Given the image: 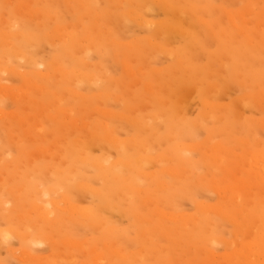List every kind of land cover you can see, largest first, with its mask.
<instances>
[{
  "label": "rangeland",
  "instance_id": "1",
  "mask_svg": "<svg viewBox=\"0 0 264 264\" xmlns=\"http://www.w3.org/2000/svg\"><path fill=\"white\" fill-rule=\"evenodd\" d=\"M67 1L0 0V50H2L0 51V126H3L0 127V154L6 153L5 156H0V264H95L94 250L105 256L106 261L101 264H246V259L241 257L246 254V250L242 247L243 243H249L252 246V243H258L256 238L260 233H264V223L258 220L256 215L257 211L260 214L261 210H264V205L261 204L260 207L258 204L253 209L245 204L247 199L255 200L257 203L262 197L264 180L256 183L252 179L250 185H243L249 180L250 174L253 176L258 172L257 170L263 168V165L257 162L258 159L254 158L258 157L259 153H264V0ZM26 6L33 10L28 15L29 9H24ZM154 6L156 9L152 8ZM151 9L154 10L151 11ZM153 12H155L154 16H152ZM229 16H234V23ZM244 20L249 23L247 28ZM95 27L97 29H94ZM57 29L62 30H59L60 34ZM103 29L109 33L107 34ZM241 31L243 32L240 33ZM48 33L52 35L49 36ZM72 34L73 36L76 34V37L70 36ZM60 39L61 42H59ZM8 40L14 43L10 45ZM55 40L59 41L55 43ZM251 41L253 44L249 43ZM121 43L125 46L123 47ZM19 54L21 57H18ZM7 69L6 74L4 70ZM117 79L121 80L118 82ZM128 87L131 88L129 92ZM47 98L51 102H47ZM151 99L157 107L153 105ZM127 107L131 115L125 112ZM148 108L150 111H147ZM100 111H107V114ZM123 115V120L118 118ZM132 115H136L135 118ZM158 116L164 117L163 121ZM28 117L30 119H27ZM170 117L173 118L172 121H169ZM52 118L56 120L53 121ZM139 118L143 122L142 126ZM147 118L152 122L145 121L146 125H144V119L147 120ZM101 119L104 120L101 121ZM174 119L176 122L172 123ZM65 120L68 121L67 124H70V126L65 125L66 128ZM42 121L43 124H41ZM28 124L30 129L27 127ZM51 124L52 126L49 127ZM84 124L90 126L86 128ZM95 124H97L96 127ZM98 124L99 128L96 131ZM113 129L116 132L119 130L117 133L121 136L113 133ZM174 129L175 131H172ZM75 130L78 132L75 133ZM142 130H144L143 133L147 131L143 138ZM159 130L163 132L160 133ZM94 131L98 138L93 134ZM23 132H26L28 136ZM153 133L156 134V138L152 137ZM102 138L105 140L101 142ZM77 140L81 142L75 143ZM149 140L155 144H153L155 148L151 147L155 149L154 151L148 150V146L152 145V143L148 145ZM163 140L166 141L165 144L173 145L167 146L171 152H168L170 150L163 144ZM143 141L147 144H142ZM122 143L124 147L125 144L128 148L129 144H134V146L139 145V148L130 146L129 150L127 148L125 151V148L119 146ZM62 145L63 147L60 148ZM83 145L86 149L82 147ZM54 146L55 148L52 149ZM9 147L10 149L13 147L12 152ZM56 148L60 152L56 153ZM121 148L124 151H121ZM141 149L143 152H140ZM6 150H9L8 154ZM162 151L168 153L163 154ZM33 153L35 156H32ZM44 155L50 158H48L49 162ZM37 156H40V159ZM128 157H133L138 166L133 165L136 162H133L131 158L128 160ZM54 158L56 160L60 158L64 165L61 166L59 160V163L57 161L59 165L55 161L53 163ZM65 158H68L67 161L70 159V163L74 164L71 163L73 165L67 168L69 163H66ZM92 159H94L93 163ZM96 159H100L101 163ZM23 160L25 162L30 160L29 163L32 166L29 163L24 164ZM38 161L42 162L39 164ZM76 164L81 170L75 171ZM87 164L91 168L87 167ZM11 165L16 167L13 169ZM112 165H114L113 170L118 171L120 175L124 172L126 174L119 177L118 172L115 174L112 167L106 169ZM41 166L44 167L40 169ZM124 166L128 167L124 169ZM19 167L28 176L26 173L20 175L23 170L17 169ZM147 168L151 170H145ZM126 169L131 173L125 171ZM64 170H72L73 173L66 171L68 173L65 174ZM107 170L110 171L107 172ZM13 175L21 177L20 179L24 182L14 178ZM128 176L130 178L127 180ZM108 177L111 178L108 179ZM37 179L41 180V184ZM123 179L126 180L125 185H123L125 182ZM154 180L156 181L153 182ZM118 182L125 187L121 185V188L117 189L120 187V185L117 187ZM13 184H15L14 187ZM161 185H165L169 189V194H172L170 207L166 208L165 220H160L155 210ZM232 185L238 186V192L241 194L238 201L233 200L228 192ZM87 186L92 189H86ZM102 187L107 190L104 189L105 192H103ZM93 188L97 193L93 192ZM115 188L119 195L116 194ZM54 201L56 203L58 201V204L53 205ZM59 204L62 208L58 206ZM41 207L48 213H54L50 220L41 217ZM72 207L79 211L76 210L74 214ZM83 210L84 212L86 210L87 215L82 213ZM218 210L229 215L237 210L238 215L233 220H228L217 215L215 212ZM25 215L26 218H24ZM151 222L163 223L173 230H179L181 239H174L175 245L170 246L155 231ZM244 225H246L245 228L242 227ZM143 232H146V239L143 238ZM35 242L37 244H33ZM193 242H197V246L193 247ZM115 246L126 255L125 261L114 255L113 247ZM20 249L23 253L28 252L29 255L26 256L24 253L25 256H22ZM263 250L264 246L263 249L259 247L254 249L259 254L254 258L256 264L258 262L264 264ZM20 257L25 258L26 261Z\"/></svg>",
  "mask_w": 264,
  "mask_h": 264
},
{
  "label": "bare ground",
  "instance_id": "2",
  "mask_svg": "<svg viewBox=\"0 0 264 264\" xmlns=\"http://www.w3.org/2000/svg\"><path fill=\"white\" fill-rule=\"evenodd\" d=\"M39 1H40V0H39ZM68 1H69V0H68ZM68 1H67V2H68ZM111 1H112V0H111ZM111 1H110V2H111ZM123 1H126V0H123ZM123 1H122V3H123ZM160 1H162V0H160ZM226 1H227V0H226ZM243 1H244V0H243ZM254 1H255V0H254ZM67 2H66V3H67ZM208 2H209V1H208ZM237 2H238V1H237ZM148 3H149V2H148ZM212 3H213V2H212ZM240 3H241V2H240ZM106 4H107V3H106ZM145 4L147 5V3H145ZM145 4H144V5H145ZM150 4H151V3H150ZM197 4H198V3H197ZM241 4H242V3H241ZM246 4H247V3H246ZM252 4H253V3H252ZM254 4H255V3H254ZM11 5H12V4H11ZM18 5H19V4H18ZM104 5H105V4H104ZM108 5H110V4H108ZM155 5H156V4H155ZM166 5H167V4H166ZM199 5H200V4H199ZM145 7H146V6H145ZM167 7H168V6H167ZM167 7H166V8H167ZM22 8H23V7H22ZM22 8H21V10H22ZM25 8H26V10L29 9L28 6L24 7V9H25ZM105 8H106V7H105ZM117 8H120V7H117ZM143 8H144V7H143ZM143 8H141V9H143ZM148 8H149V7H148ZM152 8H155V9H156L155 6L152 7ZM6 9H7V8H6ZM16 9H17V8H16ZM114 9H115V8H114ZM141 9H140V10H141ZM144 9H145V8H144ZM146 9H147V8H146ZM159 9H160V8H159ZM175 9H176V8H175ZM2 10H3V9H2ZM19 10H20V9H19ZM152 10H154V9H151V11H152ZM237 10H238V9H237ZM28 11H29V12L27 13V15H28L31 11H33V10L29 9ZM36 11H37V10H35V12H36ZM133 11H134V10H133ZM147 11L149 12V10H147ZM0 12H1V11H0ZM134 12H135V11H134ZM134 12H133V13H134ZM138 12H139V11H138ZM163 12H164V11H163ZM20 13H21V12H20ZM24 13H25V12H24ZM153 13H154V14H153L152 16L155 15V12H153ZM165 13H166V12H165ZM201 13H202V12H201ZM226 13H229V12H226ZM98 14H99V13H98ZM100 14H101V13H100ZM108 14H109V13H108ZM128 14H130V13H128ZM148 14H149V13H148ZM148 14H147V15H148ZM21 15H22V14H21ZM25 15H26V14H25ZM131 15H132V13L130 14V16H131ZM139 15H140V14H139ZM139 15H138V16H139ZM231 15H232V14H231ZM231 15H230V16H231ZM30 16H31V15H30ZM32 16H33V15H32ZM107 16H108V15H107ZM110 16H111V15H110ZM118 16H119V15H118ZM134 16H136V15H134ZM144 16H145V15H144ZM150 16H151V15H149L148 17H150ZM230 16H229V17H230ZM239 16H240V15H239ZM255 16H256V15H255ZM4 17H5V16H4ZM4 17H3V19H4ZM72 17H73V16H72ZM108 17H109V16H108ZM108 17H107V18H108ZM113 17H114V16H113ZM132 17H133V16H132ZM140 17H141V15H140ZM142 17H143V16H142ZM168 17H169V16H168ZM170 17H171V16H170ZM224 17H225V16H224ZM241 17H242V16H241ZM241 17H240V18H241ZM104 18H105V17H104ZM115 18H116V17H115ZM129 18H130V17H129ZM135 18H136V17H135ZM154 18H155V17H154ZM166 18H167V17H166ZM230 18H231V22L234 23V22H235L234 16H233V17H230ZM96 19H98V18H96ZM99 19H100V18H99ZM118 19H119V18H118ZM144 19H145V18H144ZM148 19H149V18H148ZM150 19H151V17H150ZM181 19H182V18H181ZM244 19H245V18H244ZM12 20H13V19H12ZM52 20H53V19H52ZM73 20H74V19H73ZM104 20H105V19H104ZM133 20H134V19H133ZM145 20H146V19H145ZM194 20H195V19H194ZM221 20H222V19H221ZM0 21H1V20H0ZM3 21H4V20H3ZM98 21H99V20H98ZM105 21H106V20H105ZM140 21H141V20H140ZM149 21H150V20H149ZM203 21H204V20H203ZM212 21H214V20H212ZM219 21H220V20H218V22H219ZM7 22H8V21H7ZM111 22H112V19H111ZM123 22H124V21H123ZM123 22H120V23L123 24ZM143 22H144V21H143ZM143 22H141V24H143ZM192 22H193V20H192ZM243 22H244L245 27L247 28L249 23H248L246 20H244ZM28 23H29V22H28ZM96 23H98V22L96 21ZM130 23H131V22H130ZM144 23H145V22H144ZM149 23H150V22H149ZM203 23H204V22H203ZM212 23H213V22H212ZM1 24H2V23H1ZM4 24H5V23H4ZM17 24H18V23H17ZM194 24H195V22H194ZM198 24H199V23H198ZM15 25H16V23H15ZM190 25H191V24H190ZM72 26H73V25H72ZM129 26H130V25H129ZM129 26H128V29H129ZM146 26H148V25H146ZM230 26H231V25H230ZM11 27H12V26H11ZM70 27H71V26H70ZM76 27H77V26H76ZM236 27H237V26H236ZM28 28H29V27H28ZM62 28H63V27H62ZM66 28H67V31H68V27H66ZM117 28H120V27H117ZM94 29H97V28L95 27ZM114 29H115V28H114ZM122 29H123V27H122ZM193 29H194V28H193ZM205 29H206V28H205ZM238 29H239V27H238ZM27 30H28V29H27ZM57 30H58V29H57ZM57 30H56V31H57ZM59 30H60V29H59ZM59 30H58V31H59ZM103 30H105V29H103ZM130 30H131V29H130ZM231 30H232V29H231ZM5 31H6V30H5ZM5 31H4V32H5ZM24 31H25V30H23V32H24ZM60 31H62V30H60ZM60 31L58 32L59 34H60ZM96 31H97V30H95V32H96ZM105 31L107 32V30H105ZM105 31H103V32H105ZM111 31H113V30H111ZM114 31H116V30H114ZM114 31H113V32H114ZM119 31H120V30H119ZM131 31H132V30H131ZM193 31H194V30H193ZM25 32H26V31H25ZM31 32H32V31H31ZM51 32H52V30H51ZM132 32H133V31H132ZM190 32H192V31H190ZM194 32H195V31H194ZM234 32L237 33L236 31H234ZM242 32H243V31H241L240 33H242ZM17 33H18V32H17ZM77 33H78V32H77ZM108 33H109V32H107V34H108ZM150 33H151V32H150ZM152 33H154V31H153ZM196 33H197V32H196ZM231 33H232V32H231ZM235 33H234V34H235ZM68 34H69V33H68ZM73 34H74V32H73ZM73 34L70 35V36H72V37L75 38V37H76V36H75L76 34H75L74 36H73ZM100 34H101V33H100ZM110 34L112 35V33H110ZM131 34H133V33H131ZM213 34H214V33H213ZM15 35H16V34H15ZM27 35H28V34H27ZM48 35H49V33H48ZM50 35H52V34H50ZM50 35H49V36H50ZM53 35L55 36V34H53ZM214 35H215V34H214ZM235 35H237V34H235ZM54 36L52 37V38H53V39H52L53 42H54V39H55ZM60 36H62V34H61ZM60 36H59V37H60ZM113 36H114V35H113ZM191 36H192V35H191ZM209 36H210V35H209ZM218 36H219V35H218ZM67 37H69V35H67ZM233 37H234V36H233ZM9 38H10V37H9ZM74 38H73V39H74ZM56 39H57V37H56ZM87 39H88V38H87ZM94 39H95V38H94ZM158 39H159V38H158ZM176 39H177V37H176ZM18 40H19V38H18ZM98 40H99V39H98ZM177 40H178V39H177ZM187 40H189V39H187ZM201 40H202V39H201ZM8 41H9V44H10V43H11V44L14 43V42H10V40H8ZM58 41H59V40H57V41L55 40V43H57ZM100 41H101V43H102V40H101V39H100ZM115 41H116V40H115ZM115 41H113V42H115ZM175 41H176V40H175ZM178 41H179V40H178ZM183 41H184V40H183ZM190 41H192V40H190ZM5 42H6V41H5ZM49 42H50V41H49ZM59 42H61V39H60ZM82 42H83V41H82ZM116 42H118V41H116ZM150 42L152 43L151 40H150ZM193 42H194V41H193ZM193 42H192V43H193ZM215 42H216V41H215ZM104 43H105V42H104ZM122 43H123V42H122ZM122 43H121V45H122ZM173 43H174V42H173ZM194 43H195V42H194ZM217 43H218V42H217ZM249 43H252V41L249 42ZM2 44H3V43H2ZM11 44H10V45H11ZM53 44H54V43H53ZM108 44H109V43H108ZM108 44H107V46H108ZM127 44H128V43H127ZM252 44H253V43H252ZM128 45H129V44H128ZM166 45H167V44H166ZM184 45H185V44H184ZM187 45H188V44H187ZM206 45H207V44H206ZM93 46H94V45H93ZM113 46H114V45H113ZM117 46H119V45H117ZM122 46H123V45H122ZM124 46H125V45H124ZM124 46H123V47H124ZM180 46H181V44H180ZM236 46H237V45H236ZM10 47H11V46H10ZM56 47H57V46H56ZM67 47H68V46H67ZM109 47H110V46H109ZM115 47H116V46H115ZM119 47H120V46H119ZM166 47H167V46H166ZM182 47H183V46H182ZM45 48H46V47H45ZM69 48H70V47H69ZM117 48H118V47H117ZM157 48H158V47H157ZM167 48H168V47H167ZM105 49H106V47H105ZM109 49H110V48H109ZM127 49H128V48H127ZM162 49H163V48H162ZM258 50H259V49H258ZM0 51H2V50H0ZM4 51H5V50H4ZM8 51H9V50H7V52H8ZM217 51H219V50H217ZM247 51H248V50H247ZM250 51H251V50H250ZM252 51H253V49H252ZM37 52H38V51H37ZM63 52H65V51H63ZM94 52H95V51H94ZM214 52H216V51L214 50ZM240 52H241V51H240ZM1 53H2V52H1ZM3 53H4V52H3ZM8 53H9V52H8ZM33 53H35V52H33ZM87 53H88V52H87ZM89 53H90V52H89ZM254 53H255V51H254ZM254 53H253V54H254ZM257 53H258V52H257ZM38 54H39V53H38ZM79 54H80V53H79ZM243 54H244V53H243ZM255 54H256V53H255ZM6 55H8V54H6ZM6 55H5V56H6ZM20 55H21V54H19L18 57H21ZM75 55H76V54H75ZM77 55H78V54H77ZM94 55H95V54H94ZM96 55H97V54H96ZM208 55H209V54H208ZM208 55H207V57H208ZM247 55H248V54H247ZM24 56H26V54H25ZM38 56H39V55H38ZM87 56H88V55H87ZM97 56H98V55H97ZM99 56H100V55H99ZM254 56H255V55H254ZM27 57H28V56H27ZM85 57H86V56H85ZM244 57H245V56H244ZM244 57H243V58H244ZM261 57H262V56H261ZM4 58H5V57H4ZM6 58H7V57H6ZM13 58H14V57H13ZM16 58H17V57H16ZM117 58H118V57H117ZM171 58H173V57H171ZM259 58H260V57H259ZM17 59H18V58H17ZM23 59H24V58H23ZM247 59H248V58H247ZM29 60H30V59H29ZM29 60H27V61L29 62ZM54 60H55V58H54ZM82 60H84V59H82ZM125 60H126V58H125ZM210 60H211V59H210ZM12 61H13V60H12ZM12 61H11V62H12ZM75 61H76V59H75ZM122 61H123V60H122ZM174 61H175V60H174ZM240 61H241V60H240ZM245 61H246V60H245ZM42 62H43V61H42ZM209 62H210V61H209ZM219 62H220V61H219ZM224 62H225V61H224ZM227 62H228V61H227ZM20 63H21V62H20ZM35 63H37V61H35ZM43 63H44V62H43ZM53 63H54V62H53ZM87 63H88V62H87ZM123 63H124V61H123ZM168 63H169V62H168ZM170 63H171V62H170ZM247 63H248V62H247ZM251 63H252V61H251ZM261 63H262V62H261ZM14 64H15V63H14ZM31 64H33V62H32ZM38 64H39V60H38ZM47 64H48V63H47ZM89 64H91V63L89 62ZM97 64H98V63H97ZM143 64H144V63H143ZM248 64H249V63H248ZM12 65H13V63H12ZM26 65H27V64H26ZM50 65H51V64H50ZM130 65H132V64H130ZM170 65H171V64H170ZM175 65H176V63H175ZM238 65H239V64H238ZM245 65H246V64H245ZM263 65H264V64H263ZM9 66H10V65H9ZM16 66H17V65H16ZM55 66H57V65H55ZM236 66H237V65H236ZM29 67H30V66H28V68H29ZM35 67H36V66H35ZM48 67H49V66H48ZM50 67H51V66H50ZM50 67H49V68H50ZM126 67H127V66H126ZM131 67H132V66H131ZM245 67L247 68V66H245ZM22 68H23V67H22ZM28 68H27V69H28ZM36 68H37V67H36ZM71 68H72V67H71ZM118 68H119V67H118ZM235 68H236V67H235ZM237 68H238V67H237ZM237 68H236V69H237ZM240 68H241V66H240ZM242 68H243V66H242ZM1 69H3V68L1 67ZM123 69H124V68H123ZM127 69H128V68H127ZM130 69H132V68H130ZM29 70H30V69H29ZM72 70H73V69H72ZM75 70H77V69H75ZM97 70H98V69H97ZM111 70H112V69H111ZM114 70H115V69H114ZM7 71H8V69H7V70H4V72H5L6 74L8 73ZM9 71H10V70H9ZM17 71H18V70H17ZM43 71H44V70H43ZM73 71H74V70H73ZM99 71H100V70H99ZM242 71H243V70H242ZM263 71H264V70H263ZM13 72H14V71H13ZM50 72H51V71H50ZM78 72H80V71L78 70ZM102 72H103V71H102ZM106 72H107V71H106ZM2 73H3V72H2ZM18 73H20V72H18ZM18 73L16 72V74H18ZM115 73H116V72H115ZM115 73H114V74H115ZM122 73H123V72H122ZM130 73H131V72H130ZM227 73H228V72H227ZM20 74H21V73H20ZM29 74H30V73H29ZM34 74H35V72H34ZM42 74H43V73H42ZM80 74H84V73H80ZM92 74H93V73H92ZM92 74H91V75H92ZM119 74H121V73H119ZM119 74H118V75H119ZM123 74H124V73H123ZM200 74H201V73H200ZM43 75H44V74H43ZM103 75H104V74H103ZM228 75H229V74H228ZM236 75H237V74H235V76H236ZM84 76H86V75H84ZM104 76H105V75H104ZM237 76H238V75H237ZM38 77H39V76H37V78H38ZM62 77H63V76H62ZM72 77H73V76H72ZM90 77H91V76H90ZM105 77H106V76H105ZM107 77H109V76H107ZM125 77H126V76H125ZM232 77H234V76H232ZM40 78H41V77H40ZM87 78H88V77H87ZM117 78H118V77H117ZM123 78H124V77H123ZM245 78H246V77H245ZM69 79H71V78H69ZM83 79H84V78H83ZM90 80H92V79H90ZM103 80H104V79H103ZM120 80H121V79H120ZM120 80H119V81H120ZM239 80H240V79H239ZM44 81H45V80H44ZM44 81H43V82H44ZM71 81H72V80H71ZM88 81H89V80H88ZM92 81H93V80H92ZM92 81H91V82H92ZM98 81H99V80H98ZM117 81H118V79H117ZM119 81H118V82H119ZM131 81H132V80H131ZM78 82H79V81H78ZM84 82H85V81H84ZM89 82H90V81H89ZM89 82H88V83H89ZM106 82H108V81H106ZM123 82H124V81H123ZM134 82H135V81H134ZM237 82H238V81H237ZM44 83H45V82H44ZM80 83H81V82H80ZM82 83H83V81H82ZM99 83H100V82H99ZM113 83H114V82H113ZM47 84H48V83H47ZM119 84H120V83H119ZM138 84H140V83H138ZM71 85H72V84H71ZM132 85H134V84H132ZM171 85H172V84H171ZM199 85H200V84H199ZM205 85H207V84H205ZM205 85H204V86H205ZM204 86H203V88H204ZM242 86H243V84H242ZM110 87H111V86H110ZM130 87H131V85H130ZM133 87H134V86H133ZM55 88H56V87H55ZM113 88H114V87H113ZM121 88H122V87H121ZM257 88H258V87H257ZM56 89H57V88H56ZM71 89H72V88H71ZM111 89H112V88H111ZM127 89H128V92H129V89H131V88L128 87ZM82 90H83V89H82ZM122 90H124V89H122ZM149 90H150V89H149ZM205 90H207V89H205ZM205 90H204V92H205ZM70 91H71V90H70ZM108 91H109V90H108ZM151 91H152V90H151ZM212 91H214V90H212ZM58 92H59V91H58ZM75 92H76V91H75ZM94 92H95V91H94ZM109 92H110V91H109ZM152 92H153V91H152ZM53 93H54V92H53ZM70 93H71V92H70ZM76 93L78 94V92H76ZM76 93H75V94H76ZM143 93H144V92H143ZM201 93H202V92H201ZM87 94H88V93H87ZM123 94H125V93H123ZM126 94H127V93H126ZM126 94H125V95H126ZM135 94H136V93H135ZM145 94H146V93H145ZM209 94H210V93H209ZM260 94H262V93H260ZM53 95H54V94H53ZM81 95H82V94H81ZM96 95L98 96L97 93H96ZM96 95H95V96H96ZM104 95H105V94H104ZM107 95H108V93H107ZM127 95H128V94H127ZM140 95H141V94H140ZM140 95H139V96H140ZM202 95H204V94H202ZM205 95H206V94H205ZM93 96H94V95H93ZM95 96H94V97H95ZM132 96H133V95H132ZM94 97H92V98H94ZM98 97H99V96H98ZM122 97H123V95H122ZM126 97H127V96H126ZM137 97H138V95H137ZM142 97H143V96H141V98H142ZM50 98H51V97H50ZM57 98H58V97H57ZM85 98H86V97H85ZM101 98H102V97H101ZM37 99H38V98H37ZM40 99H41V98H40ZM97 99H98V98H97ZM102 99H103V98H102ZM118 99H119V98H118ZM44 100H46V98H45ZM107 100H108V99H107ZM123 100H124V99H123ZM151 100H152V99H151ZM48 101L51 102V100H48V98H47V102H48ZM63 101H64V100H63ZM81 101H83V100H81ZM101 101H102V100H101ZM118 101H119V100H118ZM140 101H141V100H140ZM154 101H155V100H154ZM260 101H261V99H260ZM33 102H34V101H33ZM58 102H59V101H58ZM58 102H57V104H58ZM131 102H132V101H131ZM149 102H150V101H149ZM149 102H148V104H149ZM152 102H153V100H152ZM36 103H37V102H36ZM39 103L41 104V101H40ZM79 103H80V102H79ZM83 103H85V101H84ZM90 103H91V100H90ZM105 103H106V101H105ZM133 103H134V102H133ZM135 103H136V100H135ZM135 103H134V104H135ZM260 103H261V102H260ZM260 103H259V104H260ZM48 104H49V103H48ZM50 104H51V103H50ZM57 104H56V105H57ZM73 104H74V103H73ZM130 104H131V103H130ZM156 104H158V103H156ZM18 105H19V104H18ZM74 105H75V104H74ZM77 105H78V104H77ZM84 105H85V104H84ZM94 105H95V103H94ZM115 105H116V104H115ZM153 105H154V102H153ZM161 105H162V104H161ZM68 106H69V105H68ZM80 106H81V105H80ZM91 106H92V105L90 104V107H91ZM99 106H101V105H99ZM109 106H110V105H109ZM116 106H117V105H116ZM128 106H129V105H128ZM154 106H156V105H154ZM154 106H153V107H154ZM210 106H211V105H210ZM17 107H18V106H17ZM19 107H20V106H19ZM48 107H50V106H48ZM77 107H78V106H77ZM88 107H89V106H88ZM95 107H96V106H95ZM104 107H106V106H104ZM111 107H113V106H111ZM156 107H157V106H156ZM41 108H42V107H41ZM124 108H125V107H124ZM127 108H128V109H127L125 112L129 113V112H128L129 107H127ZM131 108H132V107H131ZM17 109H19V108H17ZM17 109H16V110H17ZM50 109H51V108H50ZM52 109H53V108H52ZM91 109H92V108H91ZM100 109H101V108H100ZM111 109H112V108H111ZM118 109H119V108H118ZM152 109H153V108H152ZM160 109H161V108H160ZM169 109H170V108H169ZM102 110H103V108H102ZM116 110H117V108H116ZM145 110H146V109H145ZM156 110H157V109H155V111H156ZM158 110H159V108H158ZM163 110H164V109H163ZM176 110H177V109H176ZM26 111H27V110H26ZM56 111H57V110H56ZM83 111H84V110H83ZM89 111H90V110H89ZM98 111H99V110H98ZM103 111H104V110H103ZM103 111H100V112H103ZM117 111H118V110H117ZM117 111H116V112H117ZM130 111H131V109H130ZM147 111H150V108H148ZM147 111H146V112H147ZM174 111H175V109H174ZM209 111H210V110H209ZM37 112H38V110H37ZM79 112H80V111H79ZM106 112H107V111H105V112H103V113L107 114ZM108 112H110V110H109ZM123 112H124V111H123ZM125 112H124V113H125ZM144 112H145V111H144ZM160 112H162V111L160 110ZM26 113H27V112H26ZM33 113H34V112H33ZM57 113H58V112H57ZM127 113H126V115H127ZM153 113L156 114L155 112H153ZM153 113H152V114H153ZM12 114H14V113H12ZM36 114H37V113H36ZM43 114H44V113H43ZM112 114H113V113H112ZM114 114H115V113H114ZM118 114H119V113H118ZM129 114H130V113H129ZM142 114H143V113H142ZM144 114H146V113H144ZM144 114H143V115H144ZM157 114H158V113H157ZM14 115H15V114H14ZM30 115H31V113H30ZM57 115H59V114H57ZM76 115H77V114H76ZM87 115H88V114H87ZM109 115H111V113H110ZM119 115H120V114H119ZM119 115H118V116H119ZM130 115H131V114H130ZM130 115H129V116H130ZM143 115H141V116L143 117ZM173 115H175V114H173ZM21 116H22V115H21ZM34 116H35V115H34ZM34 116H33V117H34ZM36 116H37V115H36ZM54 116H55V115H54ZM89 116H90V115H89ZM114 116H116V114H115ZM127 116H128V115H127ZM132 116H134V115H132ZM135 116H136V115H135ZM135 116H134V118H135ZM137 116H138V114H137ZM159 116H160V115H159ZM159 116H158V117H159ZM165 116H166V115H165ZM55 117H56V116H55ZM155 117H157V116H155ZM175 117H176V116H175ZM0 118H1V117H0ZM16 118H17V116H16ZM19 118H20V117H19ZM44 118H45V117H44ZM59 118H61L60 115H59ZM102 118H105V117H102ZM106 118H107V117H106ZM109 118H110V117H109ZM118 118H122V120H123L124 115H123V116H120V117H118ZM127 118H128V117H127ZM144 118H145V116H144ZM153 118H154V117H153ZM159 118H160V117H159ZM161 118H162L161 121H163V118H164V117H161ZM161 118H160V119H161ZM165 118H166V117H165ZM167 118H168V117H167ZM209 118H210V117H209ZM2 119H3V118H2ZM27 119H30V118L28 117ZM52 119H53V118H52ZM115 119H116V118H115ZM125 119H126V116H125ZM130 119H131V118H130ZM132 119H133V118H132ZM132 119H131V120H132ZM136 119H137V118H136ZM149 119H150V116H149ZM155 119H156V118H155ZM171 119L173 120V118L170 117V118H169V121H172ZM175 119H176V118H175ZM175 119H174V122H172V123H175V122H176ZM55 120H56V119H53V121H55ZM103 120H104V119H103ZM103 120L101 119V121H103ZM106 120H110V119H106ZM116 120H117V119H116ZM128 120H129V118H128ZM152 120H153V119H152ZM166 120H167V119H166ZM32 121H33V120H32ZM38 121H39V120H38ZM57 121H58V120H57ZM126 121H127V119H126ZM133 121H134V120H133ZM139 121H140V118H139ZM142 121H143V120H142ZM145 121H147V122L149 123V121H151V120L148 121V118H147V120L144 119V123H145L144 125H146V122H145ZM156 121H158V120H156ZM159 121H160V120H159ZM159 121H158V122H159ZM167 121H168V120H167ZM65 122H66V120H65ZM67 122H68V121H67ZM67 122L64 123V127H65V125H66V126H68V125L70 126V124H69V123L67 124ZM98 122H99V121H98ZM120 122H121V121H120ZM124 122H125V121H124ZM124 122H123V123H124ZM128 122H129V121H128ZM140 122H141V121H140ZM151 122H152V121H151ZM40 123H41V122H39V124H40ZM48 123H49V121H48ZM55 123H56V122H55ZM77 123H78V122H77ZM77 123H76V124H77ZM83 123L87 124L86 122H83ZM99 123H100V122H99ZM111 123H112V122H111ZM134 123H135V121H134ZM156 123H157V122H156ZM177 123H178V122H177ZM41 124H43V121H42ZM53 124H54V123H53ZM76 124H75V125H76ZM85 124H84V125H85ZM113 124H114V123H113ZM136 124L138 125L137 122H136ZM139 124H140V123H139ZM142 124H143V122H141V126H142ZM154 124H155V122H154ZM159 124H160V123H159ZM163 124L165 125V123H162V125H163ZM29 125H30V124H28V126H27L28 128H29ZM34 125H35V124H34ZM88 125H89V124H88ZM88 125H85L86 128H88V127H87ZM96 125H97V124H95V127H96ZM115 125H116V124H115ZM147 125H148V124H147ZM151 125H152V124H151ZM157 125H158V124H157ZM160 125H161V124H160ZM178 125H179V124H178ZM17 126H18V125H17ZM51 126H52V124L49 125V127H51ZM89 126H90V125H89ZM91 126H92V125H91ZM116 126H117V125H116ZM118 126H119V125H118ZM134 126H135V125H134ZM148 126H149V125H148ZM216 126H217V125H216ZM224 126H225V125H224ZM0 127H3V126H0ZM14 127H15V126H14ZM53 127H55V126L53 125ZM62 127H63V126H62ZM72 127L74 128V126H72ZM93 127H94V126H93ZM107 127H108V126H107ZM126 127H127V126H126ZM126 127H124V129H126ZM128 127L130 128V126H128ZM158 127H159V126H158ZM171 127H172V125H171ZM6 128H7V127H6ZM15 128H16V127H15ZM21 128H22V127H21ZM65 128H66V127H65ZM80 128H81V127H80ZM90 128H91V127H90ZM98 128H99V124H98V127L96 128V131L98 130ZM117 128H118V127H117ZM119 128H120V127H119ZM140 128H141V127H140V125H139V130H141ZM152 128H153V126H152ZM223 128H224V127H223ZM2 129H3V128H2ZM25 129H27V128H25ZM29 129H30V128H29ZM34 129H36V128H34ZM46 129H47V128H46ZM63 129H64V128H63ZM105 129H106V128H104V130H105ZM114 129H115V128H114ZM114 129H113V133H114V132L117 133V132L119 131V130H118V131L116 132V131H114ZM135 129H136V127H135ZM142 129H143V127H142ZM154 129L156 130V128H154ZM224 129H225V128H224ZM226 129H227V128H226ZM22 130H23V129H22ZM22 130H21V131H22ZM48 130H50V129H48ZM60 130H62V129H60ZM76 130H78V129H76ZM76 130H75V133L78 132V131H76ZM80 130H81V129H80ZM80 130H79V132H80ZM99 130H100V129H99ZM106 130H107V129H106ZM150 130H151V129H150ZM160 130H161V129H160ZM160 130H159V131H160ZM9 131H10V130H9ZM19 131H20V130H19ZM53 131H55V130H53ZM63 131H64V130H63ZM70 131H71V130H70ZM82 131H83V130H82ZM126 131H127V130H126ZM128 131H129V130H128ZM130 131H131V130H130ZM143 131H144V130H142L141 132L143 133ZM148 131H149V130H148ZM172 131H175V129L172 130ZM172 131H171V133H174V134L176 133V132H172ZM7 132H8V130H7ZM7 132H6V133H7ZM26 132H27V131H26ZM26 132H25V133H26ZM31 132H32V131H30V133H31ZM33 132H35V130H33ZM33 132H32V133H33ZM57 132H58V130H57ZM103 132H104V131H103ZM107 132H108V131H107ZM107 132H106V133H107ZM132 132H133V130H132ZM132 132H131V133H132ZM146 132H147V131L145 130V133H143V134L141 135L142 138L144 137V134L146 135ZM149 132H151V131H149ZM155 132H156V131H155ZM157 132H158V131H157ZM161 132H163V130L160 131V133H161ZM8 133H9V132H8ZM23 133H24V132H23ZM23 133H22V134H23ZM25 133H24V134H25ZM27 133H29V132H27ZM44 133H45V132H44ZM47 133H48V132H47ZM47 133H46V135H47ZM52 133H53V132H52ZM59 133H61V132H59ZM72 133H74V131H72ZM100 133H102L101 130H100ZM118 133H119V132H118ZM118 133H117V134H118ZM168 133H169V132H168ZM4 134H5V133H4ZM33 134H34V133H33ZM57 134H58V133H57ZM84 134H85V133H84ZM87 134H88V133H87ZM89 134H90V133H89ZM93 134H95V135L97 136V134L95 133V131H94ZM147 134H151V133H147ZM169 134H170V133H169ZM17 135H19V134L17 133ZM25 135L28 136V134H25ZM49 135H52V134H49ZM74 135H75V134H74ZM74 135H73V136H74ZM118 135L121 136L120 134H118ZM155 135H156V134H155ZM155 135H154V133H153L152 137L155 136ZM157 135H159V134H157ZM162 135H163V134H162ZM7 136H10V135H7ZM12 136H13V135H12ZM34 136H35V135H34ZM61 136H62V134H61ZM85 136H86V135H85ZM114 136H115V135H114ZM170 136H171V135H170ZM5 137H6V136H5ZM19 137H20V136H19ZM21 137H22V135H21ZM24 137H25V136H24ZM24 137H23V138H24ZM47 137H48V136H47ZM53 137H54V136H53ZM53 137H52V139H53ZM57 137H58V136H57ZM81 137H82V136H81ZM101 137H102V136H101ZM103 137H104V136H103ZM108 137H110V136H108ZM168 137H169V136H168ZM12 138H13V137H12ZM16 138H17V136H16ZM32 138H33V137H32ZM60 138H61V137H60ZM82 138H83V137H82ZM86 138H88V137H86ZM90 138H91V136H90ZM97 138H98V136H97ZM110 138H111V137H110ZM131 138H132V135H131ZM135 138H136V137H135ZM135 138H134V139H135ZM138 138H139V137H138ZM138 138H137V139H138ZM155 138H156V136H155ZM158 138H159V140H160V137H158ZM235 138H236V137H235ZM10 139H11V137H10ZM30 139H31V138H30ZM72 139H73V138H72ZM102 139H103V138H102ZM107 139H108V138H107ZM152 139H153L152 141H154V138H152ZM161 139H162V138H161ZM170 139H171V137H170ZM170 139H169V141H170ZM5 140H6V139H5ZM25 140H26V139H25ZM60 140H61V139H60ZM60 140H59V141H60ZM104 140H105V138H104L103 140L100 139L101 142L104 141ZM108 140H109V139H108ZM111 140H112V139H111ZM138 140H139V139H138ZM138 140H137V141H138ZM159 140H158V142H159ZM173 140H174V139H173ZM8 141H9V140H8ZM14 141H15V140H14ZM26 141H27V140H26ZM49 141H50V140H49ZM62 141H63V140H62ZM65 141H66V140H64V142H65ZM78 141H79V140H77L75 143H77ZM112 141H113V140H112ZM132 141H134V140L132 139ZM135 141H136V139H135ZM149 141H150V140H149ZM161 141H162V140H161ZM163 141H164V140H163ZM167 141H168V140H167ZM174 141H175V140H174ZM238 141H239V140H238ZM241 141H242V140H241ZM10 142H11V141H10ZM64 142H63V143H64ZM70 142H71V141H70ZM79 142H81V141H79ZM79 142H78V143H79ZM105 142H106V144H107V141H105ZM144 142H145V141H143V142H141V143H142V144H147L146 142H145V143H144ZM155 142H156V141H155ZM165 142H166V141H164L163 144L166 145V147H167V146L169 147V144H170V143H169V144L167 143V144H168V145H167V144H165ZM243 142H244V141H243ZM11 143H12V142H11ZM13 143H14V142H13ZM53 143H54V141H53ZM55 143H56V142H55ZM73 143H74V142H73ZM83 143L85 144V142H83ZM83 143H82V144H83ZM141 143H140V145H141ZM151 143H152V142L150 141L148 145H150ZM208 143H209V142H208ZM239 143H240V142H239ZM4 144H5V143H4ZM57 144H58V142H57ZM68 144H69V143H68ZM68 144H67V145H68ZM70 144H71V143H70ZM93 144H94V142H93ZM93 144H92V145H93ZM110 144H111V143H110ZM110 144H108V145H110ZM122 144H123V143H122ZM122 144L119 145V146H121L122 148H125V151H126V149L128 148V147H126L127 145L125 144V147H124V144H123V145H122ZM128 144H129V143H128ZM138 144H139V143H138ZM153 144H154V142L152 143L151 146H148V150H149V149L151 150V149L154 147ZM160 144H161V142H160ZM15 145H16V144H15ZM55 145H56V144H55ZM154 145H155V144H154ZM156 145H157V143H156ZM161 145H162V144H161ZM170 145H171V144H170ZM209 145H210V144H209ZM13 146H14V145H13ZM52 146H53V145H52ZM75 146H76V147H79L78 145H75ZM110 146H111V145H110ZM130 146L133 147L134 144H133V145H130V144H129V148H130ZM136 146L138 147L139 145H136ZM136 146H134V147H136ZM157 146H158V145H157ZM171 146H173V145H171ZM25 147H26V146H25ZM62 147H63V145L60 146V148H62ZM65 147H66V145H65ZM70 147H71V145H70ZM82 147H84V145H83ZM87 147H88V145H87ZM103 147H104V146H103ZM105 147H106V146H105ZM112 147L114 148V145H113ZM112 147H111V148H112ZM115 147H116V145H115ZM143 147H145V146H143ZM151 147H152V148H151ZM168 147H167V149L170 150ZM12 148H13V147H12ZM12 148H11V149H12ZM15 148L17 149L16 146H15ZM26 148H27V147H26ZM54 148H55V146H54L52 149H54ZM74 148H75V147H74ZM113 148H112V149H113ZM116 148H117V147H116ZM118 148H120V147H118ZM122 148H121V151L123 150ZM129 148H128V150H129ZM138 148H139V147H138ZM145 148H147V146H146ZM154 148H155V147H154ZM9 149H10V147H9ZM11 149H10V150H11ZM27 149H28V148H27ZM68 149H69V147H68ZM84 149H86V148L84 147ZM105 149H106V148H105ZM142 149H143V148H142ZM142 149H141V150H142ZM171 149H172V148H171ZM17 150H18V149H17ZM55 150H57L56 153H58V151L60 152V150H58L57 148H56ZM70 150H72V148H71ZM81 150H82V149H81ZM89 150H90V149H89ZM114 150H115V148H114ZM128 150H127V151H128ZM134 150H135V149H134ZM150 150H149V151H150ZM154 150H155V149H154ZM154 150L152 149V151H154ZM160 150H161V149H159V152H160ZM172 150H173V149H172ZM6 151H7V154H8V151H9V150H6ZM12 151H13V150H11V152H12ZM27 151H28V150H27ZM33 151H35V149H33ZM53 151H54V150H53ZM61 151H62V150H61ZM87 151H88V150H87ZM115 151H116V150H115ZM118 151H119V150H118ZM123 151H124V150H123ZM131 151H133V150H131ZM135 151H136V150H135ZM138 151H139V150H138ZM152 151H151V152H152ZM174 151H175V150H174ZM174 151H173V152H174ZM11 152H10V153H11ZM15 152H16V150H15ZM29 152H31V150H30ZM29 152H27V154H29ZM75 152H76V151H75ZM108 152H110V151H108ZM108 152H107V154L109 155ZM140 152H143V150L140 151ZM162 152H163V151H162ZM168 152H171V150L168 151ZM168 152H163V154H164V153L166 154V153H168ZM22 153H23V152H22ZM22 153H21V154H22ZM79 153H80V151H79ZM88 153H89V151H88ZM119 153H121V152H119ZM126 153H128V152H126ZM126 153H125V155H128V154H126ZM156 153H157V152H156ZM160 153H161V152H160ZM2 154H3V155L0 154V156H5V155H6V153H5V154L2 153ZM19 154H20V153H19ZM33 154H34V153H33ZM44 154H45V153H44ZM72 154H75V153H72ZM76 154H78V153H76ZM76 154H75V155H76ZM107 154H106V155H107ZM110 154H111V153H110ZM113 154H114V153H113ZM139 154H140V153H138V155H139ZM169 154H170V153H169ZM14 155H15V154H14ZM56 155H57V154H56ZM62 155H63V154H62ZM70 155H71V154H70ZM70 155H69V156H70ZM78 155H82V154H78ZM83 155H84V154H83ZM85 155H86V154H85ZM89 155H90V154H89ZM106 155H105V156H106ZM108 155H107V156H108ZM114 155H115V154H114ZM155 155H156V154H155ZM254 155H256V154H254ZM258 155H259V156H258V157L255 156L254 159H255V160L258 159L257 162L260 163V164H262V165H263V168L260 169V170H257L258 172H257L256 174H253V176L250 174V176L248 177L249 180L246 181V182H244L243 185H246V184H247V185H250V182H251L252 179H253L254 182H256V183H257L258 181L263 182V180H264V153H259ZM32 156H35V154L32 155ZM45 156H46V158H47V155H44V157H45ZM73 156H74V155H73ZM90 156H91V155H90ZM105 156H104V158H105ZM133 156H134V155H133ZM29 157H30V156H29ZM37 157L39 158L40 156H37ZM60 157H61V156H60ZM108 157H109V156H108ZM108 157H107V158H108ZM124 157H126V156H124ZM134 157H135V156H134ZM177 157H179V155H178ZM30 158H31V157H30ZM30 158H29V159H30ZM41 158H43V157H41ZM48 158H49V157H48ZM48 158H47V159H48ZM79 158H80V157H79ZM92 158H93V157H92ZM107 158H106V159H107ZM109 158H110V157H109ZM111 158H112V157H111ZM115 158H116V157H115ZM120 158H122V157H120ZM129 158H131V157H128V160H129ZM132 158H133V157H132ZM132 158H131V159H132ZM39 159H40V158H39ZM43 159H44V158H43ZM49 159H50V158H49ZM49 159H48V162H49ZM63 159H64V158H63ZM63 159H62V160H63ZM66 159H68V158H65V160H66ZM71 159H72V157H71ZM75 159H76V158H75ZM100 159H102V158H100ZM100 159H96V160H99V162H100V161H101ZM177 159H178V158H177ZM25 160H26V159H25ZM31 160H32V158H31ZM34 160H35V159H34ZM41 160H42V159H41ZM44 160H45V159H44ZM58 160L60 161V158H59ZM58 160H56V158H54L52 161H53V163H55V162L57 163ZM69 160H70V159H69ZM69 160H68V161H69ZM102 160H103V159H102ZM118 160H120V159H118ZM118 160H116V161H118ZM125 160H126V159H125ZM132 160H133V159H132ZM23 161H24V160H23ZM29 161H30V160H29ZM29 161H28V162H25V161H24V162H25L24 164H27V165H28ZM45 161H46V160H45ZM54 161H55V162H54ZM59 161H58V163H59ZM63 161H64V160H63ZM66 161H67V160H66ZM68 161L66 162V163H69V164H67V165H68L67 168H69L70 165H73V164H74L73 162H71V163H73V164L70 163L71 160H70L69 162H68ZM93 161H94V159H92V163H93ZM114 161H115V160H114ZM161 161H163V160H161ZM253 161H254V160H253ZM41 162H42V161H40V163H41ZM60 162H61V161H60ZM78 162H79V161H78ZM133 162H136V163H133V165H135V164L137 165V161L133 160ZM138 162H139V161H138ZM157 162H158V161H157ZM5 163H6V162H4V165H6ZM32 163H33V162H32ZM35 163H36V162H35ZM38 163H39V161H38ZM40 163H39V164H40ZM43 163H44V162H43ZM58 163H57V164H58ZM66 163H65V164H66ZM100 163H101V162H100ZM108 163H110V162H108ZM115 163H116V162H115ZM131 163H132V162H131ZM168 163H169V162H168ZM14 164H15V162H14ZM24 164H23V166H25V168H26V165H24ZM29 164H30V163H29ZM46 164H49V163H46ZM51 164H52V163H51ZM62 164H63V163L61 162L60 165L62 166ZM83 164H85V163H83ZM88 164H89V163H88ZM88 164H87V167H89ZM98 164H99V163H98ZM106 164H107V163H106ZM119 164H120V163H119ZM1 165H2V164H1ZM43 165H44V164H43ZM58 165H59V164H58ZM63 165H64V164H63ZM76 165H77V164H76ZM85 165H86V164H85ZM85 165H84V166H85ZM117 165H118V164H117ZM136 165H135V166H136ZM30 166H32V164H30ZM50 166H51V165H50ZM91 166H92V165H91ZM93 166H94V165H93ZM113 166H114V165L109 166V167H106V169L112 167V170H113V168H114ZM129 166H130V165H129ZM137 166H138V165H137ZM137 166H136V167H137ZM162 166H163V165H162ZM5 167H7V166H5ZM11 167L14 169L16 166L13 167V165H11ZM11 167H9V168H11ZM42 167H44V166H41L40 169H41ZM48 167H49V165H48ZM48 167H47V168H48ZM57 167H58V166H57ZM73 167H74V166H73ZM73 167H72V168H73ZM76 167H77V168H76ZM76 167H75V171H76V169H78V165H77ZM87 167H86V168H87ZM120 167H123V165H120ZM120 167L118 166L117 168L119 169ZM126 167H128V166H126ZM126 167L124 166V169H125ZM133 167H134V166H133ZM136 167H135V168H136ZM139 167H140V163H139ZM141 167H142V166H141ZM9 168H8V169H9ZM20 168H21V167H19V168H17V169H20ZM37 168H38V167H37ZM55 168H56V167H55ZM72 168H71V169H72ZM89 168H91V167H89ZM115 168H116V167H115ZM117 168H116V170H117ZM130 168H131V167H130ZM150 168H151V167H150ZM150 168H149V169H150ZM53 169H54V168H53ZM79 169L81 170V168H79ZM79 169H78L77 171H79ZM127 169H128V168H127ZM127 169H126L125 171H129V170H127ZM138 169H139V168H138ZM141 169H143V168H141ZM149 169L147 168V169H145V170H149ZM166 169H167V168H166ZM3 170H4V169H3ZM22 170H23V169L21 168V171H22ZM27 170H28V169H27ZM46 170H47V169H46ZM48 170H49V169H48ZM57 170H59V168H58ZM95 170H96V169H95ZM110 170H111V169H110ZM110 170H107V172L110 171ZM121 170H122V169H121ZM130 170H131V169H130ZM136 170H137V169H136ZM136 170H134V171H136ZM150 170H151V169H150ZM9 171H10V170H9ZM16 171H17V170H16ZM53 171H54V170H53ZM64 171H65V170H64ZM66 171H68V172L70 171V173H73V172H71L72 170H66ZM66 171L64 172L65 174L68 173V172H66ZM73 171H74V170H73ZM113 171H114L115 174L118 172V171L116 172L115 170H113ZM170 171H171V170H170ZM7 172H8V171H7ZM14 172H15V171H14ZM37 172H38V171H37ZM46 172H47V171H46ZM107 172H105V173H107ZM123 172H124V170H123ZM129 172H130V171H129ZM17 173H18V172H17ZM23 173H26V172H24V170H23L22 173L20 172V175H21V174L23 175ZM52 173H53V172H52ZM54 173H55V171H54ZM60 173L64 175V173H62V172H60ZM79 173H80V172H79ZM96 173H97V172H96ZM110 173H111V172H110ZM112 173H113V172H112ZM124 173H125V172H124ZM124 173H123V174H124ZM130 173H131V172H130ZM9 174H10V173H9ZM9 174H7V175H9ZM11 174H12V172H11ZM13 174H14V173H13ZM58 174H59V173H58ZM86 174H87V173H86ZM98 174H101V172H100V173L98 172ZM118 174H119V172H118ZM123 174H122V175H123ZM125 174H126V173H125ZM173 174H175V173H173ZM26 175H27V173H26ZM34 175H35V174H34ZM48 175H49V174H48ZM51 175H52V174H51ZM55 175H56V174H55ZM59 175H60V174H59ZM80 175H81V174H80ZM102 175H104V174L102 173ZM105 175H106V174H105ZM107 175H108V173H107ZM122 175L119 174V177L122 176ZM130 175H131V174H130ZM133 175H134V174H133ZM15 176H16V175H15ZM15 176L13 175L14 178H19L18 175H17L18 177H15ZM27 176H28V175H27ZM67 176H68V175H67ZM74 176L76 177L75 174H74ZM77 176H78V174H77ZM81 176H82V175H81ZM92 176H93V175H92ZM95 176H96V175H95ZM134 176H135V175H134ZM175 176H176V174H175ZM8 177H9V176H8ZM25 177H26V176H25ZM60 177H61V175H60ZM60 177H59V178H60ZM70 177H71V175H70ZM103 177H105V176H103ZM14 178L11 177L12 180H15ZM20 178H21V177H20ZM20 178H19V180H22V179H20ZM23 178H24V177H23ZM27 178H28V177H27ZM27 178H26V182L28 183ZM72 178H74V177H72ZM76 178H77V177H76ZM80 178H82V177H80ZM100 178H102V176H101ZM106 178H107V177H106ZM106 178H105V179H106ZM109 178H111V177H108V179H109ZM113 178H114V177H113ZM125 178H126V177H125ZM129 178H130V177L128 176V177H127V180H128ZM5 179H6V178H5ZM9 179H10V178H9ZM30 179H31V178H30ZM62 179H63V177H62ZM74 179H75V178H74ZM78 179H79V178H78ZM84 179H85V178H84ZM105 179H104V180H105ZM24 180H25V179H24ZM37 180H38V182L40 183L41 180H39V179H37ZM64 180H65V179H64ZM64 180H63V181H64ZM97 180H98V179H97ZM99 180H100V179H99ZM112 180H113V179H112ZM116 180H117V179H116ZM123 180H125V179H123ZM123 180H122V182H123ZM135 180H137V179L135 178ZM157 180H158V179H157ZM7 181H8V180H7ZM9 181H10V180H9ZM22 181H23V180H22ZM29 181H30V180H29ZM59 181H60V180H59ZM100 181H101V180H100ZM102 181H103V179H102ZM102 181H101V182H102ZM109 181H111V180H109ZM120 181H121V178H120L119 182H120ZM155 181H156V180H154L153 182H155ZM12 182H13V181H12ZM23 182H24V181H23ZM23 182H22V183H23ZM30 182L32 183V181H30ZM36 182H37V181H36ZM42 182H43V181H42ZM47 182H48V181H47ZM85 182H87L86 179H85ZM98 182H99V181H98ZM101 182H100V183H101ZM112 182H113V183H115V182L117 183V181H112ZM119 182H118V184H117V187H118V185H120ZM237 182H238V181H237ZM18 183H19V186H21L20 181H19ZM60 183H61V182H60ZM88 183H89V182H88ZM106 183H107V181H106ZM106 183H104V184H106ZM124 183L126 184V180H125V182H123V185H125ZM142 183H143V182H142ZM15 184L17 185V183H15ZM15 184H13L12 186L14 187ZM25 184H26V183H25ZM32 184H33V183H32ZM40 184H41V183H40ZM104 184H103V185H104ZM110 184H111V183L108 182V185H110ZM30 185H31V184H30ZM33 185H34V184H33ZM47 185H48V184H47ZM47 185H46V186H47ZM93 185H94V184H93ZM99 185H101V184H99ZM121 185H122V183H121ZM121 185H120V187L117 188V189H120V188H121ZM123 185H122V187H125V186H123ZM10 186H11V185H10ZM23 186H24V184H23ZM41 186H42V185H41ZM50 186H51V185H50ZM53 186H56V185H53ZM58 186H59V185H58ZM110 186H111V185H110ZM13 187H12V188H13ZM25 187H27V186H25ZM25 187H23V188H25ZM28 187H29V186H28ZM42 187H43V186H42ZM72 187H73V186H72ZM75 187H76V186H75ZM75 187H74V188H75ZM96 187H97V184H96ZM237 187H238V186H237ZM237 187H234V186L232 185V187L229 188L228 192H230L231 196L233 197V200H237V201H238V200L240 199V197H241V194H239V192H238V188H237ZM31 188H32V187H31ZM102 188H103V187H102ZM109 188H110V187H109ZM71 189L73 190V188H71ZM76 189H77V188H76ZM86 189L91 190L92 188H91L90 186H87ZM99 189H101V188H99ZM104 189H105V188H103L102 191H103ZM115 189H116V188H115ZM115 189H113V190H115ZM117 189H116L115 191H117L116 194L118 193V195H119V192H118ZM160 189H161V191H160L161 193L159 194V197H158L159 201H158V205H157V207H155V210H156V214L158 215L157 217H158L160 220H165V219H166V208L170 207V202H171V201H170V196H171L172 194H169V189H168L167 187H165V185H161ZM160 189H159V190H160ZM1 190H2V189H1ZM51 190H52V189H51ZM105 190H107V189H105ZM105 190H104L103 192H105ZM21 191H22V190H21ZM55 191H56V190H55ZM69 191L71 192V190H69ZM74 191H75V190H74ZM129 191H130V190H129ZM31 192H33V190H31ZM53 192H54V191H53ZM76 192H77V191H76ZM93 192H94V193H97L96 190H95L94 188H93ZM9 193H11V192H9ZM56 193H57V192H56ZM132 193H133V192H132ZM3 194H5V193H3ZM7 194H8V193H7ZM11 194L13 195V193H11ZM27 194H28V191H27ZM31 194H32V193H31ZM41 194H43V193H41ZM70 194H71V193H70ZM114 194H115V192H114ZM114 194H113V195H114ZM129 194H130V193H129ZM9 195H10V194H9ZM72 195H73V194H72ZM109 195H110V194H109ZM118 195H116V196H118ZM5 196H6V195H5ZM5 196H3V197H5ZM10 196H11V195H10ZM121 196H122V195H120V197H121ZM13 197H15V196H13ZM25 197H26V196H25ZM34 197H35V196H34ZM105 197L107 198V196H105ZM10 198H12V197H10ZM111 198H112V197H111ZM154 198H155V197H154ZM250 198H251V197H250ZM13 199H14V198H13ZM15 199H16V198H15ZM62 199H63V198H62ZM65 199H66V198H65ZM119 199H121V198H119ZM119 199H118V201H119ZM122 199H123V198H122ZM155 199H157V198H155ZM251 199H253V198H251ZM66 200H67V199H66ZM66 200H62V201H64V202L66 203V202H67ZM8 201H9V200H8ZM12 201H13V200H12ZM17 201H18V199H17ZM17 201H16V202H17ZM59 201H61V200H59ZM62 201H61V202H62ZM94 201H96V200H94ZM147 201H148V200H147ZM245 201H246L245 204H247V207H252V208L254 209L255 206H258V204H260L259 206L261 207V204L264 205V193H263L262 197L257 201V203L255 202V200H250V201H249V200L247 199V200H245ZM16 202H15V204L17 205ZM21 202H22V201H21ZM92 202H93V201H92ZM1 203H2V202H1ZM6 203H7V202H6ZM10 203H14V202H11V201H10ZM10 203H9V206H10ZM18 203L20 204V202H18ZM30 203H31V202H30ZM48 203H49V202H48ZM55 203H56V201H54V204H53V205H55ZM59 203H60V202H59ZM145 203H146V202H145ZM152 203H153V202H152ZM19 204H18V205H19ZM22 204H23V202H22ZM26 204H28V203H26ZM57 204H58V201H57L56 205H57ZM86 204H87V203H86ZM100 204H101V203H100ZM234 204H235V203H234ZM1 205H2V204H1ZM20 205H21V204H20ZM20 205H19V207H20ZM96 205H97V204H96ZM148 205H149V204H148ZM11 206H12V205H11ZM22 206H23V205H22ZM58 206L61 207L60 204H59ZM58 206H57V207H58ZM65 206L68 207V205H66V204H65ZM235 206H236V204H235ZM1 207H2V206H1ZM75 207H76V206H75ZM97 207H98V206H97ZM99 207H100V206H99ZM4 208H5V207H4ZM14 208H15V207H14ZM14 208H12V210H14ZM23 208H24V207H23ZM61 208H62V207H61ZM81 208H83V207H81ZM81 208H80V209H81ZM84 208H85V207H84ZM84 208H83V209H84ZM86 208H87V207H86ZM89 208H90V207H89ZM100 208H101V207H100ZM115 208H116V207H115ZM36 209H37V208H36ZM253 209H252V210H253ZM15 210H16V209H15ZM15 210H14V211H15ZM24 210H25V209H23V211H24ZM49 210H50V209H49ZM71 210H72V212L75 214V212H76L77 209H75V208L72 207ZM87 210H88V209H87ZM146 210H147V209H146ZM209 210H210V209H209ZM20 211L22 212V210H17V212H20ZM40 211H41V214H40L41 217H44V219H46V220H50L51 217H52L53 214H54L53 212H49V213H48V211H46V210H44V209L42 210V207H41V210H40ZM55 211H57V210H55ZM77 211H79V210H77ZM236 211H237V210H236ZM236 211L234 212V214H230V215H229L228 213L224 212V211H221V210H218V211H216L215 213H216L217 215L223 216L224 218H226V219H228V220H229V219H230V220H233V218L236 217V215H238V213H237ZM8 212H9V211H8ZM34 212H35V211H34ZM209 212H211V211H209ZM24 213H26V210L24 211ZM27 213H28V212H27ZM31 213H32V212H31ZM58 213H59V212H58ZM82 213H83L84 215H87L86 210H85V212H84V210H83ZM256 215H257V219H258V220H262V223H264V210H261L260 214H258V211H257V212H256ZM13 216H14V215H13ZM15 216H16V215H15ZM28 216H29V215H28ZM58 216H59V215H58ZM171 216H172V214H171ZM171 216H170V217H171ZM26 217H27V216L25 215L24 218H26ZM87 217H88V216H87ZM117 217H118V215H117ZM32 218H33V217H32ZM19 219H20V218H19ZM21 221H22V219H21ZM31 221H32V219H31ZM31 221H30V223H31ZM30 223H29V224H30ZM62 223H63V222H62ZM145 223H146V222L144 221L143 224L145 225ZM151 223H152V225L155 227V229H156L155 231H156L160 236H162V237H163V238H164V239L170 244V246L175 245V241H174V239H177V238H178V239H181V234H180V231H179V230H173V229H171L168 225H165V224H163V223H157V222H151ZM194 223H195V225H196V222H194ZM21 225H22V223H21ZM62 225H63V224H62ZM182 225H183V223H182ZM26 226H28V224H26ZM103 226H104V225H103ZM198 226H199V225H198ZM242 227L245 228L246 225H244V226H242ZM19 229H20V228H19ZM111 229H112V228H111ZM77 233H78V232H77ZM142 234H143V238L146 239V238H147L146 232H143ZM32 235H34V234H32ZM7 238H8V236H7ZM190 238H191V239H194V237H192V236H190ZM256 240H257L258 243H256V244H255V243H254V244L252 243V246H251L249 243H248V244L243 243V246H242V247L246 250V254L241 255V257L246 259V261H247L246 264H256V262H254V258H255L256 256H259V254H257V253L254 251V249L257 248V247H259V249H263V246H264V233L261 232L260 235H259V237L256 238ZM25 241H26V240H25ZM48 241H49V240H48ZM48 241H47V242H48ZM62 243H63V241H62ZM33 244H37V243L35 242V243H33ZM63 244H64V243H63ZM76 244H77V243H76ZM192 244H193V247H194V246H197L198 243H197V242H193ZM39 245H40V244H39ZM64 245H65V244H64ZM79 245H80V244H79ZM253 245H254V246H253ZM76 246H77V245H76ZM81 246H83V245H81ZM74 247H75V246H74ZM113 249H114V255H115L116 257H118L119 259H122V260H124V261L126 260V255H125L124 253L120 252L116 246L113 247ZM20 250L22 251V249H20ZM12 251H13V250H12ZM263 251H264V250H263ZM14 253H15V250H14ZM24 253H25V252H24ZM24 253H23V251H22V256H25ZM27 253H28V252H27ZM27 253H25L26 256L29 255V253H28V254H27ZM15 255H16V254H15ZM93 255H94V258H93V259H94V261H95V264H101V263H104V262L106 261L105 256H104V255H101L98 251H95V250H94V251H93ZM30 256H31V255H30ZM239 256H240V255H239ZM31 257H32V256H31ZM56 257H57V256H56ZM61 257H64V256L61 255ZM262 257H264V255H263ZM20 258H22L23 260L25 259V258H23V257H20ZM59 258H60V257H59ZM29 259H30V258H28V260H29ZM229 259H230V258H229ZM36 260H37V259H36ZM25 261H26V259H25ZM33 261H34V260H33ZM263 261H264V260H263ZM30 262H31V261H30ZM258 264H259V262H258Z\"/></svg>",
  "mask_w": 264,
  "mask_h": 264
}]
</instances>
